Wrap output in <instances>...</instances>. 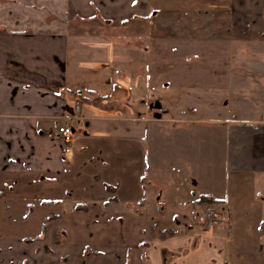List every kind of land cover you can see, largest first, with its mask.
<instances>
[{
  "label": "crops",
  "instance_id": "obj_1",
  "mask_svg": "<svg viewBox=\"0 0 264 264\" xmlns=\"http://www.w3.org/2000/svg\"><path fill=\"white\" fill-rule=\"evenodd\" d=\"M153 1L0 0V264H264V60L243 55L244 61L231 62L222 88L212 76V101L225 92L235 105L228 111L227 169L239 174L233 185L249 181L253 189L244 195L204 189L196 167L182 161L138 157L144 143L170 132L169 123L192 119L174 120L167 110L160 116L161 105L136 117L119 107V114L92 110L89 100L77 105L81 85L70 70L83 69L79 56L89 50L68 26L67 9L76 22L151 18V28L137 36L229 42L243 54L258 51L255 44L264 50V0L182 6L167 0L158 9ZM158 16H164L163 30L156 27ZM129 34L116 28L115 35ZM114 84L111 95L135 90ZM107 99L103 93L99 104ZM65 123L74 130L71 142L47 136ZM45 182L60 190L58 218L47 223L44 241L27 244V237L6 230L27 218L31 200L45 204L37 196ZM205 195L216 201L223 230L197 222ZM244 239L256 243L254 254L238 252Z\"/></svg>",
  "mask_w": 264,
  "mask_h": 264
},
{
  "label": "rangeland",
  "instance_id": "obj_2",
  "mask_svg": "<svg viewBox=\"0 0 264 264\" xmlns=\"http://www.w3.org/2000/svg\"><path fill=\"white\" fill-rule=\"evenodd\" d=\"M166 1L154 0L153 2L158 9L165 6ZM196 1L172 0L171 5L182 6L188 3L195 5ZM215 1L198 0L197 3L198 5L199 3L214 5L212 3ZM66 12V17L70 20L67 21L68 26L76 34H80L78 42H83L89 50V53L85 52L79 56L80 59L86 60L83 63V69L70 70L71 73L74 72L81 85L79 89L82 94L76 97L77 105L86 107L89 105L87 102L89 100L94 108L92 110L113 108L112 112L117 111L119 114L122 113L119 108H123L124 115L131 114L136 117L138 115L136 112H147L158 104L161 105L157 108V114L160 116H163V110H167L170 111L169 116L174 117V120L192 119L169 123L170 132L166 135L161 130V133L156 134V141L149 140L147 144L141 145L138 157L142 160L154 157L164 160L166 157L169 162L180 164L182 161L193 171L196 167L200 182L207 190L222 192L224 188H229L231 195L238 192H241L238 195H244L247 190L253 189L246 178L236 180L233 185L235 174H239L227 169V137L230 126L227 121L231 117L229 112L235 110V105L228 100L229 96L225 92H220L219 97L212 101L211 89L214 87L212 76L220 79L219 87L222 88V83L228 81L223 78H229L231 73L229 64L233 61H244L243 55L250 56L251 59L264 60V50L262 52L258 44L254 45L258 51L243 54L239 50L234 51L236 47L229 42L213 40L183 42L168 40L164 37L152 39L149 37V32L145 37L137 36L151 28V18L142 22L136 20L124 23L114 22L111 25V22L104 21L105 18L102 21L76 22L72 19L73 13L68 9ZM154 21L157 29L163 30L166 23L164 16H158ZM117 27L129 31V37L115 35ZM176 27L180 28L179 21ZM84 33L87 35L81 37ZM80 39H84L85 42ZM123 49L124 52L121 53ZM101 68L105 69L101 70ZM117 69L120 73L114 76ZM235 71L239 73V76H244L243 69H235ZM114 82L126 88L133 84L135 90L127 97L111 95L109 90L112 91L114 88ZM102 92L108 98L107 104L102 105L103 107L98 100ZM117 96L122 97L119 98L121 100L112 99ZM145 98L148 100L146 101ZM241 104H243L242 101ZM115 107H119L118 110ZM181 114L184 118H181ZM107 124V126L110 125L109 122ZM156 124L162 127L167 125L163 122ZM77 127L81 128V126ZM151 132L150 130L149 134ZM124 135H128L126 128ZM144 135L147 137L148 131ZM40 191L43 192L42 195ZM57 192L60 190L55 182H45L37 191V196L46 200L45 204L31 200L29 206L27 205L31 212H26L24 215L27 218L22 217L21 220L15 218L19 221L17 227L6 232L20 237L36 236L40 232L43 217L58 212ZM242 199L246 198L243 196ZM207 204L216 205L205 203L202 207ZM241 206L244 208L243 204ZM13 214L19 217L21 212L19 214V210H13ZM237 249L238 252L249 250L254 254L256 243L244 239L242 244H237Z\"/></svg>",
  "mask_w": 264,
  "mask_h": 264
},
{
  "label": "built area",
  "instance_id": "obj_3",
  "mask_svg": "<svg viewBox=\"0 0 264 264\" xmlns=\"http://www.w3.org/2000/svg\"><path fill=\"white\" fill-rule=\"evenodd\" d=\"M73 133V128L65 123L58 126L54 134L48 133L47 136L56 137L59 139V141L66 144L71 142ZM197 222L201 226L209 229H224V226L222 224V216L217 209V205L207 204L202 207V210L197 217Z\"/></svg>",
  "mask_w": 264,
  "mask_h": 264
},
{
  "label": "trees",
  "instance_id": "obj_4",
  "mask_svg": "<svg viewBox=\"0 0 264 264\" xmlns=\"http://www.w3.org/2000/svg\"><path fill=\"white\" fill-rule=\"evenodd\" d=\"M200 202L201 203H216V201L214 199H212L211 197H209L208 195L202 196L200 198ZM57 218H58V215H53V214L46 216L42 221V225H41L39 234L36 236L23 238L24 243L32 244V243L44 241L46 231H47V223H49V222H51ZM171 233H172L171 231L168 232L169 235ZM165 235H166L165 233L160 234V237H165Z\"/></svg>",
  "mask_w": 264,
  "mask_h": 264
},
{
  "label": "water",
  "instance_id": "obj_5",
  "mask_svg": "<svg viewBox=\"0 0 264 264\" xmlns=\"http://www.w3.org/2000/svg\"><path fill=\"white\" fill-rule=\"evenodd\" d=\"M159 105L158 104H156V107H158Z\"/></svg>",
  "mask_w": 264,
  "mask_h": 264
}]
</instances>
